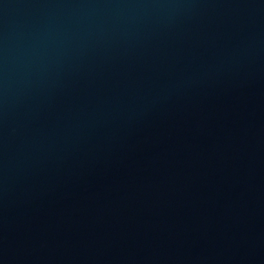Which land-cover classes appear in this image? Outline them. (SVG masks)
Listing matches in <instances>:
<instances>
[{
  "label": "water",
  "instance_id": "obj_1",
  "mask_svg": "<svg viewBox=\"0 0 264 264\" xmlns=\"http://www.w3.org/2000/svg\"><path fill=\"white\" fill-rule=\"evenodd\" d=\"M0 264H264V0H0Z\"/></svg>",
  "mask_w": 264,
  "mask_h": 264
}]
</instances>
